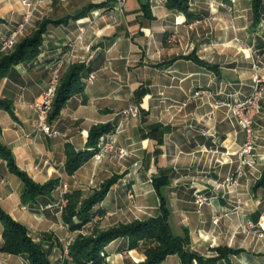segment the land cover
<instances>
[{
	"label": "crops",
	"instance_id": "0c3cea01",
	"mask_svg": "<svg viewBox=\"0 0 264 264\" xmlns=\"http://www.w3.org/2000/svg\"><path fill=\"white\" fill-rule=\"evenodd\" d=\"M119 1L53 0L27 23L25 34L43 20H64L48 25L35 60L13 65L0 79V97L12 106V113L0 109V142L35 182L58 178L59 183L49 196L23 203L19 178L0 160L1 207L41 242L50 264H58L62 249L78 233L63 225L55 206L58 186L66 183L70 192L86 197L118 176L100 203L104 213L95 225L107 228L155 217L162 196L171 231L187 233L191 250L214 257L217 248L226 247L238 251L217 264H264V235L240 231L241 223L251 220L264 232V187L254 188L264 169V91L254 124L256 146L236 187L225 182L239 166L244 133L228 106L217 104L236 103L250 94L253 60H259L264 77V0L257 23L251 0H188L189 16L168 8L165 0ZM24 12L19 0H0V47ZM59 58L67 61L65 67L84 64L83 89L52 120L56 136H47L35 131L36 112L27 104L41 98L51 64ZM91 72L96 78L88 83ZM129 103L137 104L140 114L125 122L122 111ZM99 124L113 128L100 144L112 141L128 154H106L99 161L92 156L67 174L65 145L84 150L89 130ZM156 124L160 128L149 135ZM154 178L164 180L158 188ZM236 195L242 201L237 210ZM198 196L204 198L199 204ZM91 223L84 230L91 231ZM127 242L124 237L109 242L105 264L145 259L144 244L127 249ZM7 257L12 264H27L22 255ZM159 264L181 260L170 254Z\"/></svg>",
	"mask_w": 264,
	"mask_h": 264
},
{
	"label": "trees",
	"instance_id": "16d2710c",
	"mask_svg": "<svg viewBox=\"0 0 264 264\" xmlns=\"http://www.w3.org/2000/svg\"><path fill=\"white\" fill-rule=\"evenodd\" d=\"M170 9L180 11L189 16L188 0H165ZM262 0H251L253 22L259 21ZM86 10L80 15H83ZM64 20H43L38 22L35 28L26 36L19 38L17 43L9 51L0 52V79L15 64L29 63L37 58L43 42V34L49 24H60ZM56 60V59H55ZM83 63L69 64L64 68L60 82L55 93L51 110L48 114V122L59 114L65 101L72 95L83 89L81 74L84 70ZM0 109L12 113L11 102L0 97ZM160 125L150 127L149 135L157 131ZM113 128L109 124H99L91 127L87 137V148L76 151L72 145H65L64 170L67 174H73L85 161L90 159L99 149L100 139L111 132ZM153 131V132H152ZM152 132V133H151ZM156 135H153V137ZM0 160L5 161L8 171L16 175L21 181L19 191L20 200L23 203H35L40 196H49L59 183L58 178H51L43 183L35 182L27 172L16 165L10 149L0 142ZM118 176H112L105 180L99 189H94L88 196L82 197L78 190L67 194V204L63 210V220L69 229L77 230L93 220L96 215H103L100 203L109 188L117 181ZM164 180L154 178L155 188ZM264 187V169L260 178L255 182L254 188ZM169 209L164 197L161 196L159 214L144 220H133L128 223H117L103 230H94L90 235H78L68 246V257L58 264H105L104 247L111 241L124 237L127 239V249L145 245V259L136 264H159L167 255L177 254L181 264H217V261L232 250L226 247L217 248L218 254L214 257H203L190 249V240L187 233L175 235L171 231L169 222ZM0 224L2 226V245L0 251L22 255L27 264H50L49 258L43 249L41 242H35L27 233L26 227L14 220L0 205ZM69 258V259H68Z\"/></svg>",
	"mask_w": 264,
	"mask_h": 264
},
{
	"label": "built area",
	"instance_id": "2783aa9c",
	"mask_svg": "<svg viewBox=\"0 0 264 264\" xmlns=\"http://www.w3.org/2000/svg\"><path fill=\"white\" fill-rule=\"evenodd\" d=\"M23 7L25 8L24 19L17 24V26L12 30V32L4 39L0 51H8L13 48V46L19 40L22 32L24 31L27 23L33 16V13L45 5H49L53 0H19ZM64 2L66 0H59ZM211 1V0H209ZM122 0L119 1V5L122 4ZM67 64L65 59L59 58L52 62L51 64V74L47 84L46 89L41 95L40 99L34 100L27 104V106L36 112V120L34 128L36 132H40L47 136H56L57 132L53 129L52 125L48 122V114L51 110L53 99L57 91V87L60 82L61 74ZM96 76L94 72H91L86 77L85 81L92 83ZM250 80L252 84L250 94L241 101L236 103H227L225 101H218L219 105L228 106L231 114L236 119L237 123L241 127L244 133V141L238 152L239 156V166L236 173L228 178L225 182L227 187H236L238 185V179L243 174L244 164L247 163L252 156V153L256 146V131L254 128L255 119L261 114V97L264 91V77L261 75V66L259 60H253L251 63V74ZM140 114L139 107L135 103H129L127 107L122 111L123 120L125 122L132 118L138 117ZM109 155H117L122 158L128 154L126 149L117 150L113 145L112 141L102 142L99 149L94 153L93 158L96 161L101 160L103 157ZM46 163V162H45ZM34 169H38L37 166ZM59 197L61 201H65L66 184L59 186ZM204 200L203 197L198 196L196 202L199 204ZM233 209L237 210L242 205V201L239 196H235ZM110 215L109 212L105 214ZM96 215L95 218H99ZM240 231L246 235H256L263 236L264 232L261 228L251 220H245L240 225ZM1 263V260H0Z\"/></svg>",
	"mask_w": 264,
	"mask_h": 264
},
{
	"label": "rangeland",
	"instance_id": "374dc122",
	"mask_svg": "<svg viewBox=\"0 0 264 264\" xmlns=\"http://www.w3.org/2000/svg\"><path fill=\"white\" fill-rule=\"evenodd\" d=\"M25 30V29H24ZM33 30V29H32ZM29 34V33H28ZM27 34H25V31H23L22 32V34H21V36L19 37V38H21V37H24V36H26ZM9 51V50H8ZM0 52H4V51H0ZM51 74V73H50ZM261 112H262V110H261ZM56 131V130H55ZM57 132V131H56ZM8 169V168H7ZM11 173V172H10ZM12 174V173H11ZM14 175V174H13ZM16 176V175H15ZM17 177V176H16ZM20 180V179H19ZM21 182V181H20ZM62 184H64V183H62ZM62 184H60V185H62ZM66 184V183H65ZM59 185V186H60ZM58 186V193H57V202H56V204H55V206H57V209H58V211L61 213V216H62V220H63V210H64V208H65V206H66V204H67V201H68V198H67V194L70 192L69 191V187H68V185L66 184V193H65V201H61L60 200V197H59V189H60V187ZM21 187V186H20ZM19 191H20V189H19ZM82 195V194H81ZM82 197H83V195H82ZM22 202V201H21ZM21 208L22 209H24V210H26L28 207L27 206H21ZM4 210V209H3ZM5 211V210H4ZM6 213H8L7 211H5ZM9 214V213H8ZM10 215V214H9ZM11 216V215H10ZM100 216V215H99ZM12 217V216H11ZM13 218V217H12ZM100 219H101V216L99 217ZM99 218H93V220L92 221H90V223L93 225L92 227H91V225H90V227L89 228H91L90 230L91 231H86V230H84V225L80 228V229H77L78 230V233H77V236L78 235H90L91 233H93L94 232V230H103V229H105V228H102L101 226L99 227L98 225H95V221H98V220H100ZM15 220V219H14ZM17 221V220H16ZM17 222H19V221H17ZM89 223V222H88ZM87 224V223H86ZM85 224V225H86ZM63 225L66 227V228H68L69 229V227H68V225H67V223L63 220ZM76 236V237H77ZM68 246L69 245H66L63 249H62V254H61V256H60V259H59V261H62L64 258H66V257H68ZM5 253V252H4ZM6 254V255H5ZM5 254H3L2 253V251H0V260H1V263L0 264H12L10 261H9V259H8V257H7V255H9V253H5ZM10 255H14V254H10ZM69 259V258H68Z\"/></svg>",
	"mask_w": 264,
	"mask_h": 264
}]
</instances>
